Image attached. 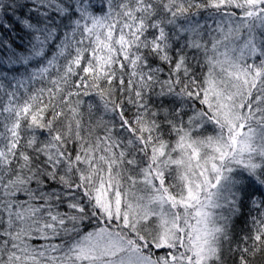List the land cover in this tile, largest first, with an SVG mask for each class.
<instances>
[{
	"label": "snow or ice",
	"instance_id": "obj_1",
	"mask_svg": "<svg viewBox=\"0 0 264 264\" xmlns=\"http://www.w3.org/2000/svg\"><path fill=\"white\" fill-rule=\"evenodd\" d=\"M0 264H264V0H0Z\"/></svg>",
	"mask_w": 264,
	"mask_h": 264
}]
</instances>
